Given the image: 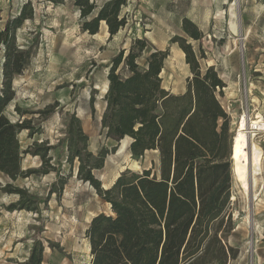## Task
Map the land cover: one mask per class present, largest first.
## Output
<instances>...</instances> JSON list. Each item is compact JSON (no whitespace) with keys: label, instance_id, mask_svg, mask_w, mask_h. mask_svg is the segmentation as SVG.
<instances>
[{"label":"trees","instance_id":"16d2710c","mask_svg":"<svg viewBox=\"0 0 264 264\" xmlns=\"http://www.w3.org/2000/svg\"><path fill=\"white\" fill-rule=\"evenodd\" d=\"M74 1L85 32L96 34L106 23L112 38L127 25L123 8L128 0H107L100 6L92 0ZM34 14L33 2L28 1L0 29V173L15 180L54 170L57 178L43 200L10 182L3 185L0 181V191L20 196L7 206L8 210L41 214L40 204L55 193L60 196L67 184L60 174L62 163L58 168L51 164L52 146L34 144L23 150L19 133L28 130L32 135L37 128L31 119L13 122L6 114L15 98L13 80L32 61L33 47H19L17 30ZM182 26L184 35L174 36L172 42L183 50L191 73L183 92L172 93L163 85L168 50L150 52L140 67L138 58L147 48L145 39H136L128 50L121 48L108 65L102 129L109 138L128 139L129 151L136 158L152 153L149 166L142 171H123L105 188L94 169L103 167L109 150L102 148L95 155L80 118L67 112L66 134L61 140L67 162L71 168L77 162V175L110 206L108 213L92 218L86 232L91 264H235L240 258V248L231 242L236 231L232 211L235 130L222 100L227 84L215 66H202V59L207 57L200 43L202 30L186 17ZM121 68H126V75ZM94 101L93 96V114ZM57 105L39 112L48 117ZM26 153L39 156L43 167L25 171L22 162ZM49 245L58 247L51 242ZM45 249L37 236L22 264H43Z\"/></svg>","mask_w":264,"mask_h":264},{"label":"rangeland","instance_id":"374dc122","mask_svg":"<svg viewBox=\"0 0 264 264\" xmlns=\"http://www.w3.org/2000/svg\"><path fill=\"white\" fill-rule=\"evenodd\" d=\"M28 1L33 2L35 14L17 30V43L22 49L32 45V61L13 80L15 98L6 114L13 122L32 120L37 131L30 135L28 130H23L18 135L22 149L34 144L52 146L51 164L58 168L62 163L60 174L65 176L67 184L60 196L55 193L40 204L41 214L26 209L8 210L7 206L17 202L20 196L0 191V264H20L14 259L15 253L21 260L26 257L37 236L43 240L50 254L47 258L53 264H91L86 232L92 218L108 213L110 206L90 183L77 175V162L72 168L67 162V151L61 145L69 119L67 112L76 113L80 118L89 136V148L95 155L102 148L109 150L103 167L94 169L105 188L110 187L121 172L142 171L144 166H149L152 153L136 158L129 151L128 139L109 138L102 129L108 65L121 48L128 50L136 39H145L147 48L138 58L140 67L144 66L150 52L168 50L162 72L163 85L172 93L183 92L191 73L183 50L172 42L174 36L184 35L183 14L178 11V0H129L123 8L127 25L111 38L106 23H102L96 34L82 30L80 10L74 0L61 3L0 0V29L8 18L18 15ZM92 1L100 3V0ZM194 1L192 15L204 34L200 43L207 54L201 61L202 66H215L227 84L222 100L232 116L235 136L243 116L249 122L250 119L263 121L260 129H251L249 123L245 131L251 148L256 143L262 151V171L255 175L257 185L251 188L249 197L234 176L232 211L236 231L231 242L241 250L235 264H264V0H238L239 34L232 33L227 15L229 4L234 0H223L213 14L206 12L209 7L205 2L210 0ZM212 1L217 8V1ZM2 61L1 54L0 89ZM120 72L127 74L126 68H121ZM93 96L94 114L91 112ZM55 104L58 105L48 117L39 112ZM22 166L25 171L39 170L43 162L39 156L26 153ZM56 178L54 170L15 180L0 173L3 185L10 182L42 200ZM49 242L58 247H51Z\"/></svg>","mask_w":264,"mask_h":264},{"label":"bare ground","instance_id":"6f19581e","mask_svg":"<svg viewBox=\"0 0 264 264\" xmlns=\"http://www.w3.org/2000/svg\"><path fill=\"white\" fill-rule=\"evenodd\" d=\"M227 15L230 20V28L232 33L239 34L241 32V14L238 0L230 2ZM241 121V126L239 127L238 133L234 137L233 144L235 176L240 184H242L246 195L249 197L251 188H254L257 185V179L255 175L260 174L262 171L263 157L262 151L256 143H254L251 148L249 144V136H247L245 131L249 128V123L251 125V129H258L259 126L263 124V121L250 119L249 122L246 116H243ZM254 198H256V194H254Z\"/></svg>","mask_w":264,"mask_h":264},{"label":"crops","instance_id":"0c3cea01","mask_svg":"<svg viewBox=\"0 0 264 264\" xmlns=\"http://www.w3.org/2000/svg\"><path fill=\"white\" fill-rule=\"evenodd\" d=\"M105 1H107V0H100V3L98 5L99 6L102 5ZM178 1L179 2L178 3L176 2V3L179 4V6H177V5L176 6L178 7V11L183 14V18L182 19H184L186 17V18L191 19L192 21H195V18L196 17L194 15H192V14L195 11L193 9V6L196 4V2L194 0H178ZM216 1L218 3L217 4V8H214L216 3L214 4V2L212 0H210L209 3L208 2H205V5L207 7H209V8H207V11H206L207 13L213 14L215 12V10H218V8H220V5L223 3V0H216ZM96 2H97V0H96ZM128 3H129V0H128ZM207 17L210 18V15L207 16ZM197 25L200 28V25L199 24H197ZM1 212L4 213V209L1 210ZM48 253H49L48 252V249L46 248L45 249V252H44V261H43V264H53V262L49 258H47L48 255H50ZM28 255H29V252L27 253L26 257H24L21 260L20 257H18L16 255V253H15V258L14 259L15 260H19L20 261V264H22L27 259Z\"/></svg>","mask_w":264,"mask_h":264},{"label":"water","instance_id":"95a60500","mask_svg":"<svg viewBox=\"0 0 264 264\" xmlns=\"http://www.w3.org/2000/svg\"><path fill=\"white\" fill-rule=\"evenodd\" d=\"M232 160H233V173H234V176H235V159H234V154L233 153H232Z\"/></svg>","mask_w":264,"mask_h":264}]
</instances>
